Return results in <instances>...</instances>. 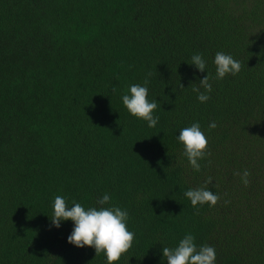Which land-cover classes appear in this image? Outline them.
I'll list each match as a JSON object with an SVG mask.
<instances>
[{
	"label": "trees",
	"instance_id": "16d2710c",
	"mask_svg": "<svg viewBox=\"0 0 264 264\" xmlns=\"http://www.w3.org/2000/svg\"><path fill=\"white\" fill-rule=\"evenodd\" d=\"M217 52L240 73L215 79ZM145 79L155 127L122 103ZM196 122L199 172L177 139ZM209 177L221 199L196 215L184 193ZM106 193L135 234L115 264H167L189 233L215 264H264V0H0V264H107L50 220L57 195L87 209Z\"/></svg>",
	"mask_w": 264,
	"mask_h": 264
},
{
	"label": "clouds",
	"instance_id": "9594fccd",
	"mask_svg": "<svg viewBox=\"0 0 264 264\" xmlns=\"http://www.w3.org/2000/svg\"><path fill=\"white\" fill-rule=\"evenodd\" d=\"M190 64L200 72H205L206 62L202 54H194ZM214 64L216 66L215 79L218 80H222L228 75L236 76L242 68L240 61L224 52L215 53ZM148 75L151 76V73ZM148 83V79H145L144 86L131 85L128 94L122 96V103L133 117L147 121L148 127H155L159 117H154L153 112L158 105L156 101L150 102L148 99ZM179 86L183 88V85ZM113 91L115 92V88ZM192 91L197 93V99L201 103L208 101L210 99L208 94L212 92L209 75H205L199 84H193ZM216 127L214 121L209 124V129ZM177 139L183 145V154L187 157L190 166L194 171L199 172L201 169L199 161L210 155L208 138L201 130L200 124L196 122L181 129ZM235 174L240 175L245 187L249 185L250 172L247 169L242 174ZM211 182L212 178L209 177L204 186L189 189L184 193V196L190 200L191 206L196 209L194 213L196 215L199 214L197 205L208 204L209 207H214L221 199L218 194H214L208 189L207 185ZM110 200L111 196L106 193L96 201L100 207L86 209L76 202L69 207L66 199L57 195L54 199L53 215L50 220L56 228H59L63 221H72L74 227L67 237V242L77 248H94L95 256L103 253L107 264H115L131 249L135 234L127 227L129 214L126 210H122L120 207H103ZM224 203L228 204L229 201L225 200ZM162 255L163 258H166L167 264H215L216 262L215 248L206 244L198 247L195 237L191 233L186 234L175 248L164 247Z\"/></svg>",
	"mask_w": 264,
	"mask_h": 264
}]
</instances>
